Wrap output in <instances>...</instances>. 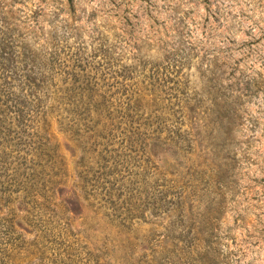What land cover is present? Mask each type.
Listing matches in <instances>:
<instances>
[{
	"label": "rangeland",
	"instance_id": "obj_1",
	"mask_svg": "<svg viewBox=\"0 0 264 264\" xmlns=\"http://www.w3.org/2000/svg\"><path fill=\"white\" fill-rule=\"evenodd\" d=\"M0 264H264V0H0Z\"/></svg>",
	"mask_w": 264,
	"mask_h": 264
}]
</instances>
